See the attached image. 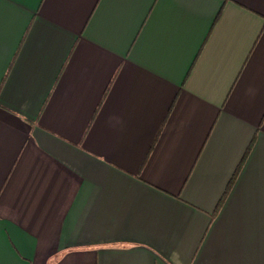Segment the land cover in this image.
<instances>
[{
  "label": "crops",
  "instance_id": "0c3cea01",
  "mask_svg": "<svg viewBox=\"0 0 264 264\" xmlns=\"http://www.w3.org/2000/svg\"><path fill=\"white\" fill-rule=\"evenodd\" d=\"M0 264H264V0H0Z\"/></svg>",
  "mask_w": 264,
  "mask_h": 264
},
{
  "label": "trees",
  "instance_id": "16d2710c",
  "mask_svg": "<svg viewBox=\"0 0 264 264\" xmlns=\"http://www.w3.org/2000/svg\"><path fill=\"white\" fill-rule=\"evenodd\" d=\"M252 144H253V140L251 141V143H250L249 146L247 147L246 152H245V154H244L243 159H242L241 162H243V160L245 159V157H246L248 151L250 150ZM239 166H240V165H239ZM233 180H234V177H232L231 180H230V182L228 183L227 189H226V191H225V195H226V193H227L229 187H230L231 184L233 183ZM221 202H222V200L220 201V203H221ZM220 203H219V205H220ZM218 207H219V206H218Z\"/></svg>",
  "mask_w": 264,
  "mask_h": 264
}]
</instances>
